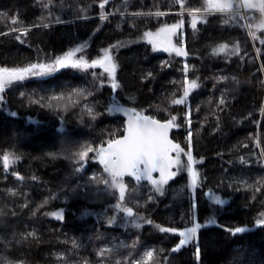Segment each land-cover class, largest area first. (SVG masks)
<instances>
[{
    "label": "trees",
    "instance_id": "obj_1",
    "mask_svg": "<svg viewBox=\"0 0 264 264\" xmlns=\"http://www.w3.org/2000/svg\"><path fill=\"white\" fill-rule=\"evenodd\" d=\"M46 2L0 0V33H7L0 35V67L52 63L81 45L83 51L75 58L91 62L110 49L120 87L113 90L103 68L66 67L13 82L0 93V155L14 152L20 157L9 172L0 161V258L10 264H101L98 251L110 248L114 251L105 253L103 264L141 260L148 250H156L149 264H264V225L256 223L264 213V187L257 184L264 181V44L248 35L251 31L264 38V30L257 27L264 14L245 9L246 19L240 12L204 15L193 29L185 11L177 38L183 34L188 55L176 56L155 50L144 37L147 31L179 22L181 9L175 0H109L103 11L112 14L105 20L100 18L101 0H53L45 8ZM202 4L186 0V7ZM156 12L165 15H148ZM43 23L49 27H34ZM12 28L30 31L21 42ZM222 43L229 49L238 44L240 53L213 55ZM185 76L199 87L184 104L174 105L171 101L183 95ZM74 89L84 90V95L41 101L52 108L32 102L61 93L67 97ZM221 96L224 105H219ZM86 107L93 108L95 119ZM113 107L160 120L176 115L179 127L172 137L181 147L191 146L200 161L194 165L200 174L195 187L183 173L166 185L163 195L146 178L124 177L123 204L133 208L140 228L113 207L119 193L102 182L110 183L111 176L99 156L89 153L79 172L70 158L82 144L98 151L124 133L126 113L110 112ZM213 195L224 203H215ZM53 212H61L63 219L49 214ZM195 213L203 225L197 239L173 252L181 238L156 225L184 229L192 226ZM206 220L215 223L205 225ZM236 227L246 231L233 235L227 230Z\"/></svg>",
    "mask_w": 264,
    "mask_h": 264
},
{
    "label": "snow or ice",
    "instance_id": "obj_2",
    "mask_svg": "<svg viewBox=\"0 0 264 264\" xmlns=\"http://www.w3.org/2000/svg\"><path fill=\"white\" fill-rule=\"evenodd\" d=\"M53 3V0H47L46 3L43 4L45 8H48L49 5ZM109 3V0H101L99 7L101 9L100 18L102 20L107 19L109 15L112 13H106L103 11L105 5ZM124 3H127V0H124ZM175 3L180 6L181 11L177 14L181 16L179 22L175 24H165L161 27L156 33H152L151 31H147L144 33V37L148 39V42L153 44L154 48L157 42L164 45V51H172L175 52L176 56H187L188 52L184 49L183 46H177L173 44L172 37L177 34V29L181 28L184 24V12L186 11L188 16L191 17V27L193 29L197 28L198 20L203 19L204 15H212L216 13H231L233 15H239V9H253L258 11L261 14H264V0H203V4L200 7H186V0H175ZM2 15V14H0ZM123 15V13H121ZM133 15H142V13H133ZM148 15H156L163 16L164 12H156V13H148ZM231 18V17H230ZM243 18V17H242ZM45 17H41L43 21ZM56 22H61L59 17L56 18ZM229 22L228 19L224 20V23L227 24ZM12 23L16 24L17 20L15 18L12 19ZM43 26L45 28L49 27V24L43 23L42 25H34V27ZM251 27V25H249ZM259 30H264V25L257 26ZM11 31L19 32L15 38L17 40H21V36H26L29 28L18 29L12 28ZM7 33H0V35H6ZM248 35L253 40H259L261 44H264V38H261L257 35L256 32H249ZM21 42H23L21 40ZM83 45L76 47L68 52L64 53L62 56H58L52 63H30L24 67H0V93H3L7 87H9L13 82L24 81L29 76H43L49 73H52L57 68H66L72 67L82 70H87L89 68L100 67L103 68L104 72L108 74V76L112 80L111 87L113 90L120 87V85L116 82V70L117 64L113 60V56L111 55L110 49H104V55L99 59H94L89 62L84 58V56H80L79 58H75L77 53L83 51ZM115 47V46H113ZM260 49L257 48L256 52L259 54ZM221 53H225L228 55H238L240 53V47L238 44L234 45L231 49H229V45L226 43H222L217 47L213 48L212 54L218 55ZM187 65H185V70L187 69ZM262 70H264V65H262ZM150 76L151 73H148ZM221 79H226L222 77ZM199 85L196 80L189 81L187 76L183 81V95L178 99H173L171 101L174 105L184 104L189 97L190 92L198 88ZM75 95L77 97L84 95V90L82 89H74L70 92L67 97L65 94L61 93L60 95H53L51 97H40L39 100L32 101L33 103L41 104V106H47L52 108L53 105L51 103H47V105L41 103V101H59L63 99L72 100V96ZM91 95V93H88ZM3 100V96H0V101ZM76 103V101H73ZM226 103L223 96H221L219 100V105H224ZM218 105V107H219ZM85 110L89 115L95 119L94 110L91 107H86ZM110 112H121L128 111L126 109H122L120 107H113L109 109ZM132 115H130L127 127L124 133L115 139H109L107 141V147L99 146L98 151L97 148L92 144H82L79 147V150L72 153L71 159H73L74 163L79 165L75 170L79 172L84 164L81 162H87L89 157V153H96L99 156L100 163L104 165V171L111 176V182L108 180H103L102 182L108 185L109 187L118 190V202L113 206L114 208L122 211L126 217L132 218L131 223L134 227L140 228L142 227L141 223L136 221V214L134 210L130 206H126L123 204L125 200V191L127 188V184L124 181V177L128 176L134 178L136 181H140L143 179H147L151 182L153 186V190L156 193L163 195L164 186L168 184L169 180L177 175V172L182 171L186 168L190 186L195 187L200 179V174L194 167L196 163L200 161H196L191 154V151L185 152V150L177 143H174L169 138V131L174 127H179L176 124L177 116L170 115V118L166 120H159L153 116L140 115L135 112V110H131ZM261 112L264 113V107L261 108ZM15 115V114H13ZM186 118L190 116V112L185 113ZM187 123L190 125L191 120L187 119ZM191 137L192 133H188L189 145H191ZM257 146H259V141H257ZM175 153V156L172 154ZM181 153H184L187 156V163L182 165L181 162ZM54 155V154H50ZM261 155L264 156V150L261 151ZM20 157L16 155L14 152H4L0 155V161H2L3 169L8 171L10 165L14 164ZM242 162L243 158H241ZM173 166L176 167V171H172ZM159 173V179L153 178V173ZM17 176L18 179H23L19 173H12ZM95 179V178H94ZM246 183V182H245ZM257 184H260L264 187V181H257ZM248 187H255V185H248ZM256 191H260L259 187H255ZM11 192V190H9ZM12 195H17V193L12 192ZM151 199V197H150ZM47 204V200L44 201ZM215 203L222 204L224 201L220 200L219 197L215 198ZM43 206V205H42ZM195 207V205H193ZM50 215L55 216L57 219H63V215L61 212H53L49 213ZM261 218L257 219V225H264V213L260 214ZM111 222V221H110ZM145 223H153L151 220H146ZM209 223H215L214 220H210ZM156 227L161 232L174 233L177 234L181 239L179 243L172 249L173 252L179 251L180 248L190 241L197 237L198 230L203 227L200 223H196L195 220L191 227H186L184 229H177L174 227H162L160 225H156ZM233 235L238 233H244L246 231L243 227H236L234 229H227ZM35 238V233L30 232L27 234ZM75 241H73V247H76ZM131 247H135V242ZM114 249L103 248L100 249L97 253L99 257H101V264H103V258L105 253H111ZM156 250H148L144 253V257L141 260H131L126 261L125 264H149L154 259V253ZM163 252V250H160ZM196 257L199 260L200 257V248L197 246L196 248ZM166 259V257H165ZM0 264H10V262L0 258ZM17 264H23V261H18ZM85 264H88L85 261ZM116 264H122V261L117 260Z\"/></svg>",
    "mask_w": 264,
    "mask_h": 264
},
{
    "label": "rangeland",
    "instance_id": "obj_3",
    "mask_svg": "<svg viewBox=\"0 0 264 264\" xmlns=\"http://www.w3.org/2000/svg\"><path fill=\"white\" fill-rule=\"evenodd\" d=\"M260 25H264V22H263V23H260ZM159 29H160V28H159ZM159 29L153 30V31H151V32H152V33H156ZM182 30H183V25H182L181 28L177 29V34H176L175 36L172 37V42H173V44H176L177 46H183V42H184L183 34L180 35V38H177V37H178V34H179ZM152 46H153V44H152ZM153 47H154V46H153ZM163 48H164V45L161 44V43H159V42H157V44L155 45V48H154V49H155V50L164 51ZM166 52H172V51H166ZM174 53H175V52H174ZM44 76H46V75H44ZM132 110H133V109H132ZM136 113H137V112H136ZM182 148L185 150V152H188V151L190 150L192 156L194 157V154H193V151H192V147H191V146H188V147L183 146ZM16 155H17V154H16ZM17 162H18V160H17L15 163H17ZM181 162H182V165H184V164L187 163V156H186L184 153H181ZM15 163H14V164H15ZM14 164H12V165H14ZM12 165H10V166H12ZM194 167H195V166H194ZM172 171H176V167H175V166H173ZM183 173H185V174L187 175V177H188V181H189V183H190L189 176H188V173H187L186 168H184L182 171L177 172V175H176L175 177H173L172 179H170L169 182H170L171 180L177 178L179 175H181V174H183ZM153 178H155V179H159V175H157V174H153ZM169 182H168V183H169ZM166 185H167V184H166ZM166 185L164 186V191H165ZM213 197H214V199H215L216 197H219V199L222 200V198H220L219 195H213ZM222 201H223V200H222ZM195 221H196V223H201V222H199V221L197 220V214H196V213H195ZM203 223H204L205 225H207V224H209V220H206V221H204ZM190 227H191V226H190ZM181 230H182V229H181ZM198 231H199V230H198ZM197 235H198V233H197ZM195 239H197V237H196ZM195 239H193V240H195ZM193 240H192V241H193ZM190 242H191V241H190Z\"/></svg>",
    "mask_w": 264,
    "mask_h": 264
},
{
    "label": "water",
    "instance_id": "obj_4",
    "mask_svg": "<svg viewBox=\"0 0 264 264\" xmlns=\"http://www.w3.org/2000/svg\"><path fill=\"white\" fill-rule=\"evenodd\" d=\"M241 12H244V9H242L241 10ZM245 17V16H244ZM124 109H126V107H124ZM127 110V109H126ZM125 113H126V118H127V123H128V120H129V117H130V113H129V111H125ZM144 115H147V116H151V115H148V114H144ZM156 119H158V118H156ZM160 120V119H159ZM161 121H163V120H161ZM127 127V126H126ZM126 129V128H125ZM174 129H175V127L174 128H172L170 131H169V138L174 142V143H177V144H179L180 145V143H178L177 141H175L174 140V138L172 137V134H173V131H174ZM125 131V130H124ZM173 156H175V153H173L172 154ZM173 169V168H172ZM9 172V171H8ZM153 174H157V175H159V173L157 172V173H153Z\"/></svg>",
    "mask_w": 264,
    "mask_h": 264
}]
</instances>
